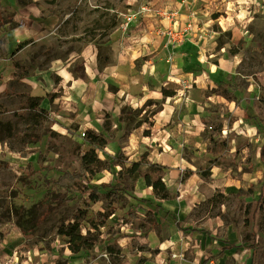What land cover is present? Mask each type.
I'll return each mask as SVG.
<instances>
[{"label": "rangeland", "instance_id": "374dc122", "mask_svg": "<svg viewBox=\"0 0 264 264\" xmlns=\"http://www.w3.org/2000/svg\"><path fill=\"white\" fill-rule=\"evenodd\" d=\"M8 1L18 0H0L15 27L20 12ZM20 1L37 5L41 19L52 14L60 18L49 23L53 31L41 40L33 32L25 42L11 41L10 30H0V233L8 234L0 241V254L17 255L20 261L31 255L30 264H111L113 259L134 264L143 254L136 241H148L140 219L152 206L162 241L153 244L158 248L155 255L144 254L149 258L145 264H264V0ZM128 13L137 16L127 24L124 14ZM41 19L32 17L28 25L37 30L38 22L41 33L47 34ZM161 25L173 32L176 44L164 40L158 32ZM112 33L117 36L114 43L108 42ZM136 33L158 42L145 38L148 46L140 55L125 51L127 60L139 55L126 74H142L146 93L138 95V101L122 103L118 118L128 120L118 124L123 130L119 140H128L136 133L135 124L159 109L152 137L140 141L136 134L129 157L138 160L147 153L150 161L154 157L170 164L165 179L177 196L166 204L156 200L149 204L138 200L136 185L122 180L123 190L104 192L95 205L115 208L102 228L104 240L94 249L73 254L57 228L76 207V200L51 212L41 201L50 187L48 181L66 171H79L77 151L86 146L82 136L86 129L79 120L55 112L57 104L48 108L51 114L36 117L27 105L31 81L46 91L54 81L49 100L53 94L65 95L68 88L62 86L63 79L52 70L43 71L50 61L65 60L74 51L77 58L69 68L82 75L83 58L76 53L81 47H88L102 68L112 62V52L124 49L121 40L130 43L124 36ZM21 70L27 71V78L15 79L13 73ZM37 73L46 78H33ZM110 75L104 78L111 80L105 89L120 96L126 81ZM163 88L176 94L165 97ZM88 89L90 97L95 88ZM222 89L225 95L220 94ZM43 105L49 107L47 101ZM81 105L60 103L62 110L77 111ZM113 112L108 108L99 115L108 124V133L115 129ZM220 126L221 133L217 132ZM35 134L40 140L30 141ZM107 154L106 148L99 151V155ZM116 181L117 175L110 172L91 183H110L103 189L107 191ZM194 207L178 231L175 219L182 221ZM130 211L137 218L130 217ZM148 235L151 244L154 235ZM109 245L121 252L111 255Z\"/></svg>", "mask_w": 264, "mask_h": 264}, {"label": "trees", "instance_id": "16d2710c", "mask_svg": "<svg viewBox=\"0 0 264 264\" xmlns=\"http://www.w3.org/2000/svg\"><path fill=\"white\" fill-rule=\"evenodd\" d=\"M20 4L22 3L18 0ZM26 2L25 4H28ZM12 18L10 15L5 14L4 7L0 3V30H7L12 28ZM2 38L0 39V43ZM18 50L21 49V44L18 45ZM232 54H237L236 51H232ZM18 69H21L19 63H15ZM16 79L20 80L28 76L27 71L21 70L19 73L13 75ZM220 94L225 95V91L222 89ZM162 94L165 97H172L176 93L175 91H168L163 88ZM54 95L52 96V98ZM43 98L40 96L29 97L28 107L32 109L36 117H40L46 114L48 111L41 107ZM159 111L156 109L152 112L150 117H145L139 120L134 129L139 136L152 135V128L154 126V116ZM41 114V115H40ZM120 120H128V118L121 116ZM142 126H145L143 129ZM217 132H222V126L217 129ZM41 136L35 134L30 141L40 140ZM114 140V135L104 134L98 132L95 129L88 128L85 130L84 142L85 147L78 149L77 154L80 161V169L77 172L66 171L61 174L57 179L48 181L50 187L47 189L46 197L41 201V205L48 212L53 211L56 207L63 206L72 200H76V207L73 211L61 220L57 228V234L65 238L67 247L73 254H77L81 251L91 250L98 246L105 238V233L102 228H105L108 224L109 218L115 213V208L109 204L95 208V205L102 200L104 192L108 195L118 193L123 190L122 180L129 179L131 185L135 187L136 182L143 178L148 187H151L155 198L161 201L174 199L177 195L173 193L167 186L164 177L166 175L167 166L151 162L148 159V154L144 153L138 160L129 161L128 156L123 152L120 146L117 147V151L113 155H106L102 158L99 155V150L104 149L109 143ZM1 142V140H0ZM25 157L27 153L23 151ZM261 160L264 163V144L261 148ZM247 164L251 166V158L247 156ZM30 165V164H28ZM7 167V165H5ZM109 171L117 175V181L107 191H103L104 188L110 186V183L92 184V179L99 173ZM25 170L21 172V176ZM204 176H209L208 173H203ZM24 176V175H23ZM24 178V177H23ZM264 183V182H263ZM262 200L264 199V193L261 194ZM144 202H149V199H142ZM264 203V201H263ZM261 205V204H260ZM195 207L185 216L184 219H175V224L179 230H182V222L189 221L188 219L193 215ZM129 216L137 218V215L129 212ZM140 229L145 234V238H148L150 231H156L160 237V223L155 217V209L148 208L146 214L140 219ZM7 233H0V241L4 240ZM136 246L141 253H151L155 255L158 252V248H151L149 242L140 243L136 241ZM108 251L111 255L118 254L120 249H115L112 245L108 246ZM149 258L144 254H141L134 264H144ZM111 264H118L116 259H113Z\"/></svg>", "mask_w": 264, "mask_h": 264}, {"label": "crops", "instance_id": "0c3cea01", "mask_svg": "<svg viewBox=\"0 0 264 264\" xmlns=\"http://www.w3.org/2000/svg\"><path fill=\"white\" fill-rule=\"evenodd\" d=\"M8 2H9V6H11L13 8H17V11L20 12V13L16 14V16H17L16 20L18 22L17 25L15 27L13 26L12 28L8 29V30H10V33L12 36L11 41L18 40V42H25L26 39L32 35L33 32L35 34H38V36H37L38 39H40V40L44 39L45 37H47L48 34H50V31H53V30H50L51 26L49 25V23L50 22H56L60 18V17H58L57 14H52V15H48L45 19L44 18L41 19V11L38 8V6L35 5L34 3H28V4L20 5V3L18 1H8ZM38 11H40L39 14L36 13ZM32 17H35V19H39V21H40V19L42 20V23L44 24L43 26L47 27V30H46L47 34L45 32L43 34L41 33L40 30L42 27L38 26V22L36 23V26L38 28L37 30H35V28H36L35 26H34V28H32L31 26L28 25V21ZM114 34L115 33H112L111 35H109L108 42H111V43L116 42L117 36H115ZM119 35L121 36L120 33H119ZM20 36H22V37L20 39H17ZM148 36L149 35L145 34V33L128 34L126 37L124 36V38L130 40V43L125 44V41L121 40V44L123 45L124 49L119 54L116 52H112L113 53L112 59H111L112 62H110V64L103 66L102 68H99L97 66L98 65V59L94 56V54L90 53V50L88 49V47H86V46L81 47L80 51L76 52V53L79 54L78 56L83 58L82 75L75 74L73 71V67L69 68V66L70 65L72 66V64L74 63V61L77 58V57L75 58L74 57L75 55H73L74 51L71 52L72 54L69 55L68 58L65 60L57 59L54 61H50L48 66L43 68V71H45V74L50 72L51 70L54 71L55 73H57L63 79L64 83H62V86L68 88V92H65V95H54L53 94L54 97L52 98L53 95H51V98L49 100L47 94L52 92V90H55L54 81L52 84V88L50 90L47 89V91H46V89L45 88L43 89L38 84V82L35 80V81H31V83L33 85L31 87V94L29 97H37V96L42 97L43 100L41 102V106H42V103L44 104L47 101L49 107L46 105H43V108H45L49 112V114H51L52 112L49 111L50 109H48V108L54 109L55 108L54 105L57 104V105H59V108H57V111H55V112L60 111L61 115L62 114H68L70 116V118H75V119L79 120V124L82 126V128H84V129L92 128V129H95L96 131L102 132L104 134L112 133L114 135V140L105 147L106 151L108 152L107 155L115 154V152L117 151V147L120 146L122 148L123 152L130 159V157H129L130 152L129 151L132 150L131 148L133 147V143H134L133 138H135L137 132L136 133L134 132L133 134H131V136L129 135L128 140H123V141L119 140L121 135H122L123 130L121 127H118V124L122 123V122H120L121 120H119L118 116L121 113L120 108L122 106V103L126 102L127 100H128L127 102H129V103H132V101H136V100L138 101L137 96L139 95V97H143L146 93V90L144 87L145 81H143L144 76L142 74H139V73L133 74L131 76L129 74H126V71H127V69L130 68L131 64L133 63V60L135 58L137 59L138 56L142 53V51L144 49H146V47L148 46V43L144 42L145 38L151 39L153 42H158V40H154V39H152V37L150 38ZM125 51L128 54H131L133 51H137V52H139V55L137 57H134L132 60H127L124 57ZM149 53H152V52H149ZM122 58L124 60H122ZM107 73H111L112 75H110V76L114 80H116L115 78H117V80L126 81V84L123 85V87H125V90L123 91V93L120 96H117L115 94L110 95L108 88L105 89V84L108 85V83L111 82L110 79H104L105 76H107ZM43 74L37 73V75L35 74V76H33V78L37 77V76L38 77L41 76L43 78L46 76ZM13 75H14V73H13ZM25 78H27V76L24 78H21L20 80H24ZM89 87L95 88L94 94H92L90 97L87 96V91L89 90L88 89ZM116 99H119L120 102H116L115 101ZM70 101L71 102H79L82 105L80 106V108L77 111L72 110L71 108H67V109L62 110L61 108H64V107H61L60 103L66 102L68 105H70ZM108 108H111L114 111L112 113L111 121L113 123V128H115V129H113V131L110 133H108V131L105 130V128L108 129V124H106L105 120L99 116L101 111H104L105 109L108 110ZM157 124H158L157 120L155 121V119H154V126L152 129H154V128L156 129ZM154 132H156V131H154ZM152 134H153V131H152ZM145 137L146 136H143L141 139L140 136L138 135V138L140 139V141L144 140ZM151 137H152V135H151ZM100 157L104 158L106 156L100 155ZM152 160L153 161H151V162L160 163V164H163L166 166L170 165V164H167L166 162L164 163L162 160L158 161L154 157ZM130 161H134V160H132V158H131ZM106 174H109V176H110L109 171H104V172L97 174L92 180L98 178L99 176L104 177V176H106ZM164 180H165L167 186L169 187L165 177H164ZM101 183H103V182H100L99 184H101ZM135 185H136L135 194H136L137 198H139L138 200H140V201L145 198V199H149V202H147L149 204L151 203L152 200H156L159 202L158 204L162 205L161 202H163V204H166L167 202L172 200L171 199V200L161 201V200L156 199L152 188L147 186V184L143 178H140L136 182ZM169 189L171 191L173 190L170 187H169ZM174 191H175V189H174ZM177 191H178V189H176V192ZM151 208H152V206H151ZM174 225H175L176 229L179 231L175 222H174ZM160 229H161V224H160V228H159L160 237L157 235L156 231L152 230L149 232L152 235H154V237L152 238V243L150 244V242H149L150 247L152 246L151 248H156V247H154L155 245H153V244H157V242L160 243L162 241ZM147 239L149 241V235H148ZM67 250L70 253H72L68 247H67ZM145 253H147V252H145ZM145 253H143V254H145ZM29 256L31 257V255H29ZM31 259H32V257H31ZM148 261H146L145 263H147Z\"/></svg>", "mask_w": 264, "mask_h": 264}, {"label": "built area", "instance_id": "2783aa9c", "mask_svg": "<svg viewBox=\"0 0 264 264\" xmlns=\"http://www.w3.org/2000/svg\"><path fill=\"white\" fill-rule=\"evenodd\" d=\"M143 9L144 10H151L149 8H143ZM158 13L163 14V11H159ZM124 16L126 17V23L128 24L131 20H133L137 16V13H130L129 15L124 14ZM158 32L160 34H162L164 39L167 40L168 42H171L172 44L177 43V39L174 37L175 35L173 34V32L171 30L168 31L167 29H165L161 25L158 28ZM82 136L83 137L85 136V131L82 132ZM1 147H2V145H1ZM30 261H31L30 256H28V257H26V259H23L22 261H20V259L17 255L10 257L9 255H1L0 254V264H30Z\"/></svg>", "mask_w": 264, "mask_h": 264}]
</instances>
